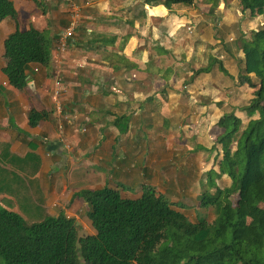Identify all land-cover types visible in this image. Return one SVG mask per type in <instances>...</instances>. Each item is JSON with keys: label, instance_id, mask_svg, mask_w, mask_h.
I'll use <instances>...</instances> for the list:
<instances>
[{"label": "crops", "instance_id": "crops-1", "mask_svg": "<svg viewBox=\"0 0 264 264\" xmlns=\"http://www.w3.org/2000/svg\"><path fill=\"white\" fill-rule=\"evenodd\" d=\"M71 1L79 7L80 19L63 50L60 49L59 44L60 34L70 24L65 0H12L16 18L13 20L7 17L0 20V155L5 156V162L10 166L11 159H23L21 166L27 169L28 175H34L30 177V185L18 189L19 193L11 184L12 181L16 183V179L7 172L5 167H0L2 193L0 205L8 208L13 207V203L16 202L28 204V201L32 200V195L38 201L37 205L45 210L48 200L53 206L64 203L63 205L69 204L71 207L77 203L72 199H80L79 195L83 188H79L81 186L74 176L81 170L88 169L83 162V147L89 148L91 162L96 167H100L104 160L110 159V166L118 169L121 174L125 172L126 176L128 171L123 162L125 156L132 154V157L141 160L142 154L145 153L140 145L143 137L126 135L128 131L134 130L132 124L142 119L149 120L155 128V148L148 150V153L152 152L155 156L148 158V166L152 167L148 176L149 179L156 177L154 179L156 190L164 192L167 190L166 187L171 188L173 184L172 188L178 186L181 193L184 194L187 191L192 194L191 198L194 197L195 192L190 190L192 186L187 188L190 181L186 182L183 179L181 169L176 174V171L170 167L168 172L171 176H176L178 180L177 182L170 180V183L165 178V184L162 185L158 172L159 168L164 169V166L168 164L173 166V162L180 160L186 179L192 182L197 181L203 175V170L200 169L204 166L202 160L206 152L204 154L199 152L196 157H192L189 145H192L195 136H201V132H203V139L199 143L205 151L210 152L209 156L207 154L206 156L211 160L215 154V151L211 154V149L204 146V141L210 138L211 126L208 124V117L211 107L216 104L211 103L206 95L198 97L200 99L189 96L192 92L196 94L197 87L195 90L194 88L186 89L184 86V90L187 91L186 97L180 100L177 96L175 83L179 79V73L176 68L172 70L170 64L182 58L184 63L187 61L189 56L187 42L184 40L174 42L165 34L168 43H161L160 40L158 45H151V47L160 51L164 46L167 48L165 52H168V55L163 53V50L162 55L160 53L149 55L144 52L146 48L142 46L137 48L134 46L130 49L132 41L126 43L124 40L127 39L125 38V0ZM160 9L163 8L148 7L146 16L150 15V11ZM193 9H186V11H190L189 14L192 15L196 13ZM208 10L209 6H204L202 9L205 12ZM211 11L214 15L213 13L219 10L217 8L216 11L212 9ZM149 22L144 19L141 24ZM137 25L135 23L133 27ZM153 28L158 29L156 26ZM31 29L38 30L46 36L51 47V57L48 65L38 63L27 65L25 86L17 89L10 85L3 74L4 43L16 31L25 32ZM135 33L133 31V34ZM130 36L133 37V35L128 37ZM110 38L114 40L112 45L108 43ZM144 41H147L146 37ZM173 52H182L180 60L172 57ZM130 64H133L135 68L129 70ZM212 76L214 77V74ZM56 78H60L61 82L55 83ZM147 80L153 81L155 85L149 87ZM183 83L185 85V81ZM224 83L225 81L221 82V84ZM192 84L194 86V81ZM196 104L206 105L203 109L206 113H199V107ZM31 113L43 115L41 121L31 124L29 117ZM120 118L122 125L116 123ZM125 121L128 122L126 126ZM127 126L129 129H126ZM203 126L205 129L208 128L207 132L201 129ZM110 127L114 128L110 129ZM179 132L183 135L180 142L177 140ZM93 143L96 145L92 151ZM44 149L47 154L41 160L38 151ZM138 151L141 155L137 153ZM175 154L179 156L176 158ZM55 155L63 158V161L58 162L59 159H55ZM77 157L81 159L80 162L75 161ZM186 158H188L187 162L184 161ZM135 160L130 158V163L135 164ZM146 161L147 158L145 160L144 157V162ZM65 165H69V171L64 170L67 171L66 176L70 175L73 181L61 188L50 182L45 185L47 180L51 181V167L65 168ZM31 167L40 172H31ZM190 169L192 175L191 178H187V170ZM208 170L209 168L206 167L205 171ZM161 172L164 176H168L167 171ZM179 177H181L180 180ZM40 186L43 187L42 191ZM90 189L97 191L103 188L96 184ZM117 192L123 199L128 200L139 199L142 194L135 190L121 191L120 189ZM169 199L172 203H176L172 201V198ZM82 203L85 204L83 199L80 206Z\"/></svg>", "mask_w": 264, "mask_h": 264}, {"label": "trees", "instance_id": "trees-1", "mask_svg": "<svg viewBox=\"0 0 264 264\" xmlns=\"http://www.w3.org/2000/svg\"><path fill=\"white\" fill-rule=\"evenodd\" d=\"M234 1L241 15L246 13L252 19L264 16V0ZM218 2L207 0L213 11ZM140 5L129 21L132 27L143 23V6H161L168 11L195 6L193 0H142ZM7 17L16 18L14 4L12 0H0V20ZM236 37H223L216 48L207 45L208 50L201 53L203 66L190 72L185 86L212 70L230 77L221 57L233 56L229 43ZM240 41L242 57L237 61L242 70L238 79L252 88L253 96L247 105L223 112L209 130L215 144L211 153L215 154L205 174L207 184L215 186V193L204 195L200 205L214 207L211 225L190 222L177 204L152 186L144 187L136 200L123 199L107 187L84 189L79 196L87 205L93 234L80 236L73 218L65 214L49 217L33 200H27L28 204L16 202L8 208L0 205V264H264V30L253 29ZM161 49L167 51L164 46ZM171 55L180 60L182 52ZM50 57L51 47L42 32L16 31L4 43L3 74L11 86L21 89L27 65H48ZM29 117L34 124L43 115L31 113ZM117 122L123 124L121 119ZM255 148L260 150V176L244 186L250 150ZM4 157L0 155V165H6ZM30 177L34 175L24 176L27 183L19 178L18 185L14 181L11 184L18 190L30 185ZM163 231L169 232L167 243L154 259L150 251L156 235Z\"/></svg>", "mask_w": 264, "mask_h": 264}, {"label": "rangeland", "instance_id": "rangeland-1", "mask_svg": "<svg viewBox=\"0 0 264 264\" xmlns=\"http://www.w3.org/2000/svg\"><path fill=\"white\" fill-rule=\"evenodd\" d=\"M75 1V0H74ZM132 0H125V42H131L132 46H130L132 49L134 46L137 48L138 46H142L146 48V51L149 55L153 56V54H159L162 55L163 49H153L151 45H158V42L161 40L162 42H167V39L163 37L164 34H167L168 39L174 41V42H180L182 40L187 42L188 45V53L189 56L191 55L192 51H195V53H192V56L189 59V56L187 57V61L184 63L183 58L180 61L172 62L170 64V67L172 70L176 68L177 72L179 73V79L176 80L175 86L177 90V96L181 100L182 97H186L187 91L184 89H195L198 88L196 94L195 93H189V96H192L193 98L201 97L202 95H206L209 100H211V103L216 104L214 106H210V114L208 117V124L210 126L214 125L218 122L220 117L222 116L223 112H228L231 110V107L234 108H241L245 105H247L250 101V99L253 96V91L250 86H247L246 84H242L240 82V79H238V73L242 70V65L237 61L242 57L240 46H241V38L246 39L249 37V32L253 29L255 30H264V16L259 17L257 19L250 18L246 13L245 15H241L238 11V8L236 7V3L234 0H219L218 2V12H214L215 18L212 15V11L210 9L209 4L207 3V0H193L194 3V11L196 13L190 15V11H186V9H176L174 11H168L165 8L160 9L159 11H150V15L147 14L145 16V19L150 21L147 24H139L137 23V27H132L131 24H129L130 20L133 18L134 15L137 14L138 10L141 7L142 0H134V3H131ZM118 2V1H116ZM123 4V3H122ZM209 6V10L207 12L202 11L204 6ZM122 7V5H121ZM146 11L148 10V6H143ZM179 11V12H178ZM186 11V13H184ZM201 12V13H200ZM164 14V15H163ZM151 16V17H150ZM147 17V18H146ZM130 25V26H129ZM156 26L158 29L155 30L153 27ZM132 28H134L132 30ZM133 31L136 32L133 34ZM160 33L162 35H160ZM129 35H133L128 37ZM225 36H237V40L234 42H230L229 45L232 49L233 56L230 58L222 56L221 59H223L224 67L227 70V72L230 74V77L225 76L224 74L218 72L217 70H212L210 72V76L208 74H202L197 76L194 79V86L191 85H184V81L188 80L190 76V72L195 69H199L203 66V55L201 54L204 51L208 50V46H217L220 42V40ZM146 37L147 41H144ZM135 39V40H134ZM176 39V40H173ZM154 40V41H153ZM157 41V42H156ZM114 40L112 38L108 39V43L112 45ZM185 42V43H186ZM112 43V44H111ZM216 48V47H215ZM126 49V45H125ZM129 49V48H128ZM156 50V52H155ZM126 51V50H125ZM128 52V51H127ZM168 55V52H163ZM186 57V55H184ZM116 66V65H115ZM135 68L133 64H130L128 69ZM151 68V67H150ZM240 69V70H239ZM183 70V73L181 74V71ZM242 73V72H241ZM181 74V75H180ZM214 74V77L212 75ZM203 76H207L206 78ZM202 77V78H201ZM58 78L55 79V83H58ZM225 81L224 84H221V82ZM147 85L149 87H152L155 85L153 81L149 82L147 80ZM159 85V84H158ZM179 86V88H178ZM185 86V88H184ZM194 90V91H195ZM191 91V90H190ZM185 93V94H184ZM201 95H198V94ZM204 98V97H203ZM200 99V98H198ZM194 100V99H193ZM195 101V100H194ZM197 101V100H196ZM202 103V102H201ZM196 106L199 107V113L203 114L206 113L203 109H205V106H201V104H196ZM237 112V111H236ZM257 115H254L253 118H256ZM121 119V118H120ZM128 124V122H127ZM109 127V126H108ZM114 128V127H110ZM132 128L134 130H130L126 133V135H133V136H140L143 137V142L140 141V145L143 147L145 153L142 154V159L137 157H132L131 155L125 156V160H123L125 164V168L127 169V174L125 176L124 174H121L118 172V169H114L110 166V159L104 160L100 167H96L94 164H92V156L90 155L89 148L83 147L82 150V157L84 158V161L86 163V169L85 171L81 170L77 175L74 176L78 180V184L81 186L79 188H83L91 191V187H95L96 184L100 185L102 188L107 187L108 189H112L114 191H140L142 192L144 187L152 186L156 190V186L154 184L155 178H150L148 176L149 171H152V167L149 165L148 158H153L155 156L154 153L149 152L151 148H155L156 139L154 138V127L149 123V120L142 119L137 120L135 124H132ZM126 129H129L128 126ZM201 129L205 130L204 132H207L208 128L205 129V126L201 127ZM198 130V129H197ZM201 132V136H195L192 145H189L190 155L192 157H196L199 152H206L204 154V158L202 160V165L200 170H203V177H199L197 181L192 182V180L186 179V173L184 169L182 168L183 164H180V160H177L172 163L173 166L165 165L164 169L158 170L160 173V179H161V185L164 183L165 178H167L168 182L171 183L170 180L177 182L178 178L176 176H171L170 167H172L173 171H176V174L180 172L184 175V180L190 181L187 184V188L190 187V190L195 192L194 197L191 198L192 194H189L186 192L181 193L179 191L178 186H174L172 188H167L164 192H157L165 195L167 198H172V201L176 202L177 207L181 212H184L186 217L190 222H198L201 223V225L209 226L213 222L214 218V207L212 205L203 208L201 207V201L202 197L206 194L213 195L215 193V186L211 187L210 184H207V178L208 176L205 174V169L208 167L210 169L212 164V159H208L206 154L209 156V152L205 151L203 147L200 145V141L203 139ZM182 133L179 132L177 135V140L180 142ZM95 138V136H94ZM204 139L206 140L205 136ZM138 142V140H135ZM189 144V142H188ZM96 144H92V151L95 148ZM215 145V144H214ZM204 146L209 147V150L212 147V141L210 138H208L206 141H204ZM40 149V148H39ZM140 154V151L137 152ZM260 150L258 148L251 149L250 150V164L248 173L244 178L243 185L246 186L252 181H255L259 178V167H258V158H259ZM47 152L46 150L38 151V155L40 156L41 160L44 159ZM211 154H214L211 153ZM141 155V154H140ZM178 154H175L174 157H178ZM147 158V161L144 162ZM58 156L55 155V159H57ZM130 158H135V164L130 163ZM58 162H62L63 158H58ZM50 160H52L50 158ZM74 161V160H73ZM76 162H80L81 159L79 157L75 158ZM188 161V158L186 160ZM10 165H1L0 167H5L8 173L11 174V176L15 179H22L25 183H27V179H24V176L27 174V169L21 164L24 162L23 159H17L14 158L11 159ZM8 162V163H9ZM45 162H49V160H45ZM144 162V166L143 165ZM208 162V163H207ZM143 167H145L143 170ZM52 170L50 171V180H47L45 185L47 183H52L54 185H57L58 188H61L63 185H68L73 180L71 179L70 175L66 176L67 170L69 168V165H65V168H56L54 169V166L51 167ZM111 168V169H110ZM155 169V168H154ZM38 173L40 170L34 169L31 167V172ZM69 171V169H68ZM138 171V172H137ZM144 171V172H143ZM161 171H167L168 176H164ZM144 174H147L145 177H142ZM170 174V175H169ZM174 174V172H172ZM200 174V173H199ZM205 174V175H204ZM80 175V176H79ZM187 178H191L192 172L191 169L187 170ZM201 175V174H200ZM49 178V177H48ZM204 178V180H203ZM181 177H179V180ZM182 179V180H183ZM40 178L38 177V181ZM165 184V183H164ZM182 185V184H180ZM42 186H40V190L42 191ZM188 190V189H187ZM190 192V191H189ZM123 194V193H121ZM3 196V195H2ZM188 197V198H187ZM4 198V196H3ZM175 198V200H173ZM31 199L38 204V201H36L35 197L32 195ZM44 199L46 200V197L44 196ZM75 200L77 203H74L71 207L70 205L64 203H61L60 206H53L51 201L48 200L46 211L48 213L49 217H57L60 214H65L75 220V224L77 227H79V234L80 236L84 235L85 233H94V228L91 225V222L87 216V211L85 208L86 204H83L80 206L82 199H72V201ZM71 202V201H70ZM185 205V206H183ZM43 206V205H42ZM64 209V210H63ZM18 210V209H17ZM18 212V211H16ZM196 215V216H195ZM198 218V219H197ZM171 229V228H169ZM168 229V230H169ZM169 232L163 231L162 233H158L155 238V245L150 251L151 256L154 259H157L161 253V251L164 249L167 243V236ZM204 234V231L201 232V236Z\"/></svg>", "mask_w": 264, "mask_h": 264}, {"label": "built area", "instance_id": "built-area-1", "mask_svg": "<svg viewBox=\"0 0 264 264\" xmlns=\"http://www.w3.org/2000/svg\"><path fill=\"white\" fill-rule=\"evenodd\" d=\"M67 13L69 14L70 24L67 29H65L60 34L59 44L60 49L63 50L67 45L68 41L71 39L72 34L75 31L76 26L78 25L80 19V9L76 6L71 0H65ZM58 83L61 82L60 78L58 79ZM57 83V84H58ZM58 93V92H56Z\"/></svg>", "mask_w": 264, "mask_h": 264}, {"label": "water", "instance_id": "water-1", "mask_svg": "<svg viewBox=\"0 0 264 264\" xmlns=\"http://www.w3.org/2000/svg\"><path fill=\"white\" fill-rule=\"evenodd\" d=\"M85 208H86V211L88 212V208H87V205H85Z\"/></svg>", "mask_w": 264, "mask_h": 264}]
</instances>
